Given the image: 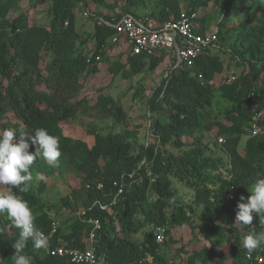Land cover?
Instances as JSON below:
<instances>
[{
  "label": "trees",
  "instance_id": "16d2710c",
  "mask_svg": "<svg viewBox=\"0 0 264 264\" xmlns=\"http://www.w3.org/2000/svg\"><path fill=\"white\" fill-rule=\"evenodd\" d=\"M30 1L28 10L17 13L20 0H0V131L23 129L31 137L37 128H45L59 137L62 155L57 166H49L40 157L31 168L44 177L41 192L55 176H75L80 181L60 207L45 202L31 188L25 193L13 189L28 201L37 227L48 239L39 249L31 239L27 242L24 252L32 264H70L67 257L49 253L58 239L68 248L88 249L94 226L77 216L79 210L86 211V220L101 222L94 244L101 264H249L247 253L264 257V246L248 252L242 243L247 232L264 231L259 214L254 213L252 224L243 231L235 224L241 195L247 197L248 189L264 177V119L263 133L252 136V112L246 100L247 93L254 90L264 111V0H250L246 7L241 0H154L147 16L155 18L158 27L176 21L182 11L208 10L211 3L219 5L221 12L217 46L206 49L193 65L174 68L153 93L149 106L153 141L140 147L134 142L137 133L133 130L106 135L91 130L94 143L89 145L67 134L64 124L93 108L83 110L89 102L79 98L81 80L100 72V64L90 66L82 57L81 50L91 43L77 29L80 8L94 20L92 45L97 50L106 46L101 62L110 63L115 48L118 55L122 50L128 53L125 62L112 64L114 77L131 80L150 75L169 58L166 51L150 57L132 55L120 44L109 43L114 31L105 22L125 14L141 20L131 7L145 0ZM123 2L124 12L114 17L93 10L97 6L118 11ZM185 3L188 6L183 9ZM233 13L248 16L238 26L229 27ZM41 14L48 18L45 25L36 21ZM209 28L206 17L197 19V34H205ZM233 65L241 70L238 80L228 84L226 71L217 87V75ZM217 94L228 106L213 116ZM104 110L112 114L114 123L129 127L119 103L112 102ZM215 129L225 138L224 144L208 140ZM244 137L247 140L241 147ZM218 147L222 148L220 154ZM30 151H35L34 146ZM128 174H134V179L125 178L124 193L117 196L114 183ZM175 182L192 190L190 200L180 197ZM230 194L235 199H229ZM98 202L107 209H101ZM62 207L74 217L65 222L67 232L59 229L52 237V222L58 221ZM147 227L155 231L139 240L137 235ZM159 228L165 234L162 244L155 240ZM174 229L186 230L192 238L180 244ZM19 232L11 218L0 214V264H13L12 245Z\"/></svg>",
  "mask_w": 264,
  "mask_h": 264
},
{
  "label": "rangeland",
  "instance_id": "374dc122",
  "mask_svg": "<svg viewBox=\"0 0 264 264\" xmlns=\"http://www.w3.org/2000/svg\"><path fill=\"white\" fill-rule=\"evenodd\" d=\"M156 1L154 0H145V2L141 5L131 7V10L141 16H147L152 11L154 4ZM241 4L244 7L250 6V0H241ZM30 0H20L19 7L20 11L28 10L31 6ZM96 4L93 5L95 7ZM125 2L121 3V9L118 11H108L106 9L97 8V6L93 9L96 14L101 13L102 11L110 16H116L118 13L124 12ZM188 4L185 3L183 9H186ZM243 8V7H242ZM31 10V9H30ZM199 12L200 17H206L208 22L210 23V28L208 31H211L219 21V13L221 12V8L219 5H215V3L210 4V8L200 9ZM234 12V11H233ZM32 14V13H31ZM247 14H230L229 18L231 23L229 27L238 26V23L247 18ZM77 17V29L82 35L83 40H86L88 44H93V33H94V20L91 19V15L89 12L83 8H80L76 12ZM39 24L45 25L48 23V18L45 14H41L37 16L36 20ZM207 31V32H208ZM86 43V44H87ZM225 47H229V44L225 45ZM119 49L115 48L112 53H110V63L101 62L98 66L100 72L91 75L87 79H82L81 83L83 84L82 94L79 98H86L89 102L88 104H84V108L93 106L91 110L86 113H81L76 119L70 120L69 122L64 124V128L67 134L80 138L89 143V145H93L94 137L90 135V131L94 130L97 133L106 135L110 132L119 133L125 129L136 131L137 135L134 138V142L137 147L142 145H147L152 143V129L151 127V115H150V101L153 93L159 88L162 82L166 79V77L174 70V60L167 58L162 65L152 74H141L136 76L131 80H124L120 75L113 76L111 73V66L115 61L125 62L128 53L121 51L118 55ZM125 53V54H124ZM121 56V57H120ZM169 57V56H168ZM226 67V65H225ZM229 70V71H228ZM217 75V87L220 85L223 79L224 73L226 71L229 73H233L239 76L241 70L234 67V65L230 68ZM226 81V80H225ZM112 102L119 103L125 113L126 120L129 123V127L127 128L124 125L116 124L113 121L112 114L108 111H105L104 108L112 105ZM228 103L223 101L219 94H217V98L213 103L212 110L214 112L213 116L218 114L222 108H226ZM109 108V107H108ZM222 136H218V130L215 129L211 135H208V140H217L219 143V138ZM224 138V137H222ZM225 139V138H224ZM247 137H244L241 141V147L246 142ZM222 148L218 147L217 153H221ZM33 176H36V172H32ZM40 181L33 180L31 190L40 198H42L45 202L57 205H63V199L69 197L74 188L79 187L80 181L79 178L75 176H55L48 180V185L46 189L41 192L40 191ZM175 187L180 191V197L188 201L192 198V190L186 188L178 182H175ZM0 191H3L0 187ZM251 195L250 191L247 195L249 197ZM63 210L57 215V220L61 224L62 232H67L68 228L65 226V222H70L72 220L73 213L69 210H66L65 207H62ZM260 225L261 220L259 221ZM149 231H155L152 227H147L143 231H141L137 238L139 240H143L145 233ZM174 234L181 237L182 242L180 244H186L191 238L192 235L186 230H173ZM180 246V245H178Z\"/></svg>",
  "mask_w": 264,
  "mask_h": 264
},
{
  "label": "built area",
  "instance_id": "2783aa9c",
  "mask_svg": "<svg viewBox=\"0 0 264 264\" xmlns=\"http://www.w3.org/2000/svg\"><path fill=\"white\" fill-rule=\"evenodd\" d=\"M200 17L199 12L182 11L176 21L168 22L162 27H158V22L155 18L145 16L141 20L134 18L131 14H125L118 20L112 22H105L114 31L110 38L111 45L120 44L132 55H144L147 57L159 54L166 51L169 54V60L175 57L173 68H178L184 65H193V63L200 57L206 49L217 46L219 28L216 25L211 31L205 34H197L195 32L197 19ZM104 45L100 50H97L92 44L84 47L81 50L82 57L90 66L100 64L102 60V52L105 50ZM228 84L238 80V76L229 73ZM246 100L251 106L252 125L251 135L259 136L263 133L261 122L264 119V111L260 109L259 98L254 90H250L246 95ZM219 143L224 144L225 139L219 138ZM125 178L134 179V174H128L121 177V182H115L114 185L118 187L117 196L124 193ZM90 186H87L89 188ZM101 188V186L99 187ZM116 196V197H117ZM229 199L233 200L234 195L230 194ZM101 209L106 210L107 206L102 205ZM85 210H79L77 216L84 222L93 224L94 228L90 233V246L86 250H79L68 248L58 239L57 246L49 250L52 256L67 257L70 264H101V260L96 254L95 238L97 232L101 229V222L98 219H85ZM254 215V214H253ZM253 228V226H251ZM60 229V222L53 221L51 226L50 236L58 234ZM156 243L162 244L165 241V234L163 229H157L155 232ZM249 264H263L264 257L258 255L252 257L250 253L246 254Z\"/></svg>",
  "mask_w": 264,
  "mask_h": 264
},
{
  "label": "clouds",
  "instance_id": "9594fccd",
  "mask_svg": "<svg viewBox=\"0 0 264 264\" xmlns=\"http://www.w3.org/2000/svg\"><path fill=\"white\" fill-rule=\"evenodd\" d=\"M34 146L35 151H30ZM59 137L45 128H37L33 136L28 137L23 129L7 128L0 131V186H7L6 192L0 191V214H6L20 229L18 239L12 245L15 249L11 256L13 264H32L31 258L24 252L31 239L37 249L47 245L46 235L37 227L35 214L28 201L19 193L28 192L33 180H43L42 174L33 176L31 168L42 157L49 166H57L61 157ZM249 197L241 195L237 204L235 224L245 230L253 222V214H259L264 224V177L257 179L248 189ZM243 247L252 252L264 246V231L247 232L243 236Z\"/></svg>",
  "mask_w": 264,
  "mask_h": 264
}]
</instances>
